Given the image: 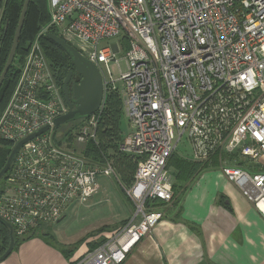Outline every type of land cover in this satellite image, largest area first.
Segmentation results:
<instances>
[{
    "label": "built area",
    "instance_id": "2783aa9c",
    "mask_svg": "<svg viewBox=\"0 0 264 264\" xmlns=\"http://www.w3.org/2000/svg\"><path fill=\"white\" fill-rule=\"evenodd\" d=\"M47 7L48 24L0 115V140L10 149L35 135L0 185V218L13 234L57 224L97 194L99 177L113 178L132 215L73 264H123L164 218L147 203H173L168 160L181 142L189 161L216 168L264 218V0H47ZM50 30L96 67L103 88L95 114L58 127L68 107L39 43ZM111 95L131 129L117 144L136 162L127 188L108 153L101 161L86 153L98 143Z\"/></svg>",
    "mask_w": 264,
    "mask_h": 264
},
{
    "label": "crops",
    "instance_id": "0c3cea01",
    "mask_svg": "<svg viewBox=\"0 0 264 264\" xmlns=\"http://www.w3.org/2000/svg\"><path fill=\"white\" fill-rule=\"evenodd\" d=\"M172 206H165L164 218L123 264H264V218L216 168L200 172L178 209ZM8 257L0 264L71 261L39 238L25 241Z\"/></svg>",
    "mask_w": 264,
    "mask_h": 264
},
{
    "label": "trees",
    "instance_id": "16d2710c",
    "mask_svg": "<svg viewBox=\"0 0 264 264\" xmlns=\"http://www.w3.org/2000/svg\"><path fill=\"white\" fill-rule=\"evenodd\" d=\"M23 2L24 0H5L3 3V10H2L3 28L0 29V74L3 70V67L5 65V62H6V59H7L11 44H12L14 32L17 26V22L19 19V15L22 9ZM48 21H49V13H48V7H47V0H30L29 6L26 12L25 20L23 23V27L20 33V38L18 41L14 61L9 71L7 72L6 77L3 81V84L0 88V115L14 90V87H15V84L18 78L19 67L22 64L24 56L28 52V48L30 44L32 43L36 35L39 33L40 29L45 27L48 24ZM49 32L56 35V32L54 30H50ZM39 43H40V46L42 48V51L44 53L46 60L47 61L49 60L48 63L50 65V68L54 76L58 78L59 81H62L64 77L66 76L67 72L69 71V69L71 68L67 55L63 52V50L60 47H58L53 42L48 40L45 36H42L39 38ZM122 45L124 49H127V43L125 40L122 41ZM59 84L61 85V83ZM121 110H122V107H121V102L119 98L115 95H111L107 101L106 111L102 114V117L99 123L98 143L97 145L87 146L86 153L89 157L90 156H92L93 158L98 157L99 158L98 161H101V157H100V155H102L101 153H105V150L107 147H112L110 144L116 143L115 140H118V141L116 145L113 144L114 146L112 148L113 149L117 148V144L122 140V137H120L121 132H120V126L118 123L119 113L121 112ZM0 144L2 145V147L8 146L10 148V144L8 142L0 140ZM10 150L11 149L4 150L0 148V170L4 166L7 160V157L10 153ZM174 156L175 155H172L169 158L168 168L172 166L174 170L176 171V174L174 175L175 181L186 182V180L190 178V176H193L195 178L200 172L207 169V166H201L194 162L193 163L186 162ZM127 157L128 156H126V158ZM121 158H125V157H121ZM122 161H125V162H121L119 165L122 167H125L126 170L131 169L134 174L135 163L130 162L132 165L131 166L129 165V163L126 162L127 160L122 159ZM2 178L0 179L1 181H2ZM194 178L190 180L189 185L193 182ZM132 179H133V175H132ZM132 179L130 178L131 183H132ZM1 181H0V185H1ZM183 182H180V183H183ZM131 183L128 186H130ZM187 187H184L181 185L176 186V184L173 183L172 210L178 209V203L184 191L187 189ZM121 193L124 196L122 190H121ZM147 206L148 207L152 206L156 209L165 207L164 204L157 203V202H154V203L149 202L147 203ZM50 227L51 226L43 227L37 230L35 233H32L27 236H22V237H18L15 234H13L12 235L13 241H14L13 251H16L17 248L22 243L32 238H39L48 244L57 246L48 234V230L50 229ZM99 234H96V235H99ZM103 239H104V236H100L99 241L89 246L90 248L89 250H92L93 248H95L98 244H100L103 241ZM9 242H10L9 230L4 225L0 224V256L5 252L4 250L7 247V245H9ZM59 251L64 255L66 260L72 256V252L70 250L59 248Z\"/></svg>",
    "mask_w": 264,
    "mask_h": 264
},
{
    "label": "rangeland",
    "instance_id": "374dc122",
    "mask_svg": "<svg viewBox=\"0 0 264 264\" xmlns=\"http://www.w3.org/2000/svg\"><path fill=\"white\" fill-rule=\"evenodd\" d=\"M4 1L5 0H0L1 10H3ZM1 28H3V20L1 21V25H0V29ZM114 42H118L120 44L121 40L119 39V40L103 41L101 45L109 46ZM117 58L120 61L119 62L120 71L125 72L126 67L124 61L122 60L121 52L117 54ZM111 70L115 76L118 74L117 67L114 64L111 65ZM56 79L58 85H60L59 83H61L60 86H62L64 79L62 81H59L58 78ZM118 123L120 126L121 135L123 134V136L125 137L127 134L131 132V129L129 127V122L124 114V111L122 110L119 113ZM117 141L118 140H115L116 143ZM116 143L113 144L116 145ZM113 144L110 145L113 147L114 146ZM112 147H107L105 152L110 155V157L108 158L112 160L113 164L115 165L116 172L118 171L117 174H118L119 184L127 188V186L131 183L130 178L132 179L133 171L131 169L126 170L125 167H122L119 164L121 162H125L122 161V159H125L127 160L126 162L129 163V165H131L130 162L135 163L134 166L136 167V162L130 156L127 158L125 155L122 156L123 154H120L117 148L113 149ZM0 148L4 150L10 149L8 146L2 147V145H0ZM173 155H175L174 157H177L178 159L193 163L192 161L188 160L191 158L190 151L188 149V146L184 142H181L179 144L177 148V152ZM121 157H125V158H121ZM197 164L201 166H205L200 163ZM168 169L172 177V183L176 184V186L181 185L187 187L189 185L190 180L194 178L193 176H190V178H188L186 182L175 181L174 175L176 174V171L172 166L169 167ZM165 209H167V207L160 208V210H165ZM132 212H133L132 206L129 202H127V200L122 195L121 187H119L118 183L113 178H107L101 176L99 177V190L97 194L91 200H89V202L86 203L85 205L73 206L71 210L67 212L66 217L63 219L61 223L50 227V229L48 230V234L59 248L70 250L72 252V255L76 254L77 252H80L75 260L72 261L70 259L72 257H69V259H67V260H71L69 264H73L87 250L90 249L89 246L91 244L99 241L100 236H105L112 230H115L119 226H121L122 223H124L132 215ZM7 247L5 248V250L7 249ZM12 252L14 253L13 249ZM12 252L10 256L12 255ZM10 256L8 257V259L10 258Z\"/></svg>",
    "mask_w": 264,
    "mask_h": 264
},
{
    "label": "water",
    "instance_id": "95a60500",
    "mask_svg": "<svg viewBox=\"0 0 264 264\" xmlns=\"http://www.w3.org/2000/svg\"><path fill=\"white\" fill-rule=\"evenodd\" d=\"M29 3L30 0H24L23 2L17 26L14 32L12 44L5 65L0 74V88L3 84L7 72L9 71L14 61L18 41L20 38V33L23 27ZM45 37L63 50V52L67 55L69 59L70 66L73 68L76 74L73 85L69 83L72 76V72H69L63 81L62 93L68 107V112L65 115L57 118L54 121V125L58 127L63 124L88 118L91 115L95 114L100 107L103 96L102 79L98 70L92 63L83 58L75 48L67 44L63 39H61L57 35L53 33H47ZM44 130L45 129H43L42 131ZM42 131H40L39 133H41ZM34 136L35 135L20 141L10 150L7 160L2 169L0 170V179L6 174V172L10 168L14 156L20 146H22L29 139H32ZM0 224L4 225L9 230L10 235L9 245L5 252L0 256L1 263L11 254L14 246V241L12 237L13 232L11 226L1 218Z\"/></svg>",
    "mask_w": 264,
    "mask_h": 264
},
{
    "label": "flooded vegetation",
    "instance_id": "af4514ba",
    "mask_svg": "<svg viewBox=\"0 0 264 264\" xmlns=\"http://www.w3.org/2000/svg\"><path fill=\"white\" fill-rule=\"evenodd\" d=\"M69 72H72V76H71V79H70V82L69 83H71V85H73L74 84V78H75L76 74H75V72H74V70H73L72 67L69 69V71L67 72V74Z\"/></svg>",
    "mask_w": 264,
    "mask_h": 264
},
{
    "label": "bare ground",
    "instance_id": "6f19581e",
    "mask_svg": "<svg viewBox=\"0 0 264 264\" xmlns=\"http://www.w3.org/2000/svg\"><path fill=\"white\" fill-rule=\"evenodd\" d=\"M120 135H121V134H120ZM121 136H122V135H121ZM121 136H120V137H121ZM0 145H1V144H0ZM262 208H263V210H264V206H263ZM73 255H74V254H73Z\"/></svg>",
    "mask_w": 264,
    "mask_h": 264
}]
</instances>
